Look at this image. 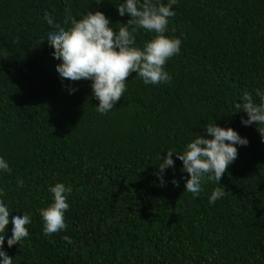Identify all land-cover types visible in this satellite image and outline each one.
Returning a JSON list of instances; mask_svg holds the SVG:
<instances>
[{"label":"trees","instance_id":"16d2710c","mask_svg":"<svg viewBox=\"0 0 264 264\" xmlns=\"http://www.w3.org/2000/svg\"><path fill=\"white\" fill-rule=\"evenodd\" d=\"M116 2L0 0V156L10 167L0 199L31 217L29 235L3 245L11 264H264V142L233 107L264 90V0H178L165 33L181 40L164 65L171 81L145 85L130 72L100 114L89 80L55 71L42 16L63 22L100 10L118 30L129 17ZM152 35L137 29L136 45ZM213 122L248 140L220 184L205 176L199 195L184 191L188 174L175 154L161 183L159 154H181ZM56 182L72 187L66 228L46 236L39 209ZM215 187L225 195L209 204Z\"/></svg>","mask_w":264,"mask_h":264},{"label":"clouds","instance_id":"9594fccd","mask_svg":"<svg viewBox=\"0 0 264 264\" xmlns=\"http://www.w3.org/2000/svg\"><path fill=\"white\" fill-rule=\"evenodd\" d=\"M100 0H97L99 3ZM178 0H119L115 8L119 16L126 13L129 19L121 23L118 30L114 29L110 20L100 10L86 11L77 19L69 16L63 22H56L47 11L42 19L49 26L46 32L47 41L53 56L59 59L55 64L58 76L69 82L86 79L90 81L91 95L98 100L95 110L105 114L113 109L126 90L125 78L130 72L141 79L145 85L169 83L171 75L165 70L166 61L180 51L179 37L166 35L169 18L175 15L174 5ZM65 24L68 27H65ZM143 29L153 34L142 45L137 46L134 33ZM69 94L75 88L68 87ZM255 97L245 92L239 97V103L233 104L234 112L243 111L242 126L257 125L261 141L264 142V90L254 89ZM204 135L196 134L186 142L181 154L174 149L164 151L163 159L157 168V179L163 183V173L166 168L174 166L173 154L182 162V170L186 172L184 191L199 195L202 191L201 183L205 176L209 180L219 183L226 167L237 156L238 146H247V137L241 136L231 127H221L215 122L204 126ZM10 171L9 163L0 156V173ZM17 184L22 180L17 178ZM173 185L178 182L173 178ZM51 202L39 209L42 221V233L51 235L62 232L66 228L64 213L69 208L67 197L72 192L71 185L56 182L48 187ZM4 189L0 187V197ZM225 191L215 187L208 196V203L212 204L222 198ZM9 204L0 199V264H11V258L3 245H12L26 238L29 233L26 225L31 217L24 211L11 212L10 231L5 230L9 224ZM68 244L72 240L67 235L62 237Z\"/></svg>","mask_w":264,"mask_h":264}]
</instances>
